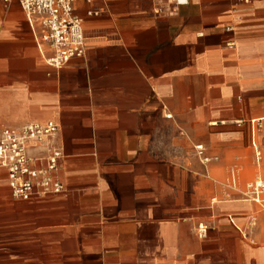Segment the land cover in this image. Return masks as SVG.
I'll list each match as a JSON object with an SVG mask.
<instances>
[{
	"label": "crops",
	"instance_id": "obj_1",
	"mask_svg": "<svg viewBox=\"0 0 264 264\" xmlns=\"http://www.w3.org/2000/svg\"><path fill=\"white\" fill-rule=\"evenodd\" d=\"M74 8L85 55L56 69L37 20L0 0V132L55 122L64 187L18 199L0 168V264H264V211L242 193L264 179L247 123L264 120V0Z\"/></svg>",
	"mask_w": 264,
	"mask_h": 264
},
{
	"label": "built area",
	"instance_id": "obj_2",
	"mask_svg": "<svg viewBox=\"0 0 264 264\" xmlns=\"http://www.w3.org/2000/svg\"><path fill=\"white\" fill-rule=\"evenodd\" d=\"M8 2L9 0H4ZM75 0H18L26 18L31 23L37 20L40 26L39 41L50 49L47 63L60 69L72 58L85 55V35L82 18L75 12ZM90 2L91 0H84ZM183 4L187 0H174ZM90 14H97L88 11ZM251 140L264 127V120L247 121ZM58 125L53 121L45 123L26 122L17 127H5L0 132V168L7 174L8 187L15 198L27 200L44 194H57L63 191L62 182L57 177L63 158L62 150L54 144L53 138ZM202 162L209 158L203 154V147H194ZM35 151L43 152L40 155ZM259 160L260 152H256ZM230 188L236 189L235 174H230ZM243 196L264 211V179L255 178L245 184ZM251 218L250 223L254 221ZM196 232L200 238L206 237L207 227L198 223Z\"/></svg>",
	"mask_w": 264,
	"mask_h": 264
},
{
	"label": "rangeland",
	"instance_id": "obj_3",
	"mask_svg": "<svg viewBox=\"0 0 264 264\" xmlns=\"http://www.w3.org/2000/svg\"><path fill=\"white\" fill-rule=\"evenodd\" d=\"M257 139H258V143L261 144V149L264 148V146H262V145H264V139H262L261 133H259ZM247 144L249 145L250 152H249V154L247 153L245 155H242L241 158H244L246 162H249L252 165L253 168L251 169V171L247 170V175H246V179L245 180L252 179V178H254V176L256 174H258L257 167H256V158L254 157V150H253V148H252L250 143H247ZM259 170L261 172L260 174L264 175V169H262V167H259Z\"/></svg>",
	"mask_w": 264,
	"mask_h": 264
},
{
	"label": "bare ground",
	"instance_id": "obj_4",
	"mask_svg": "<svg viewBox=\"0 0 264 264\" xmlns=\"http://www.w3.org/2000/svg\"><path fill=\"white\" fill-rule=\"evenodd\" d=\"M256 157V156H255Z\"/></svg>",
	"mask_w": 264,
	"mask_h": 264
}]
</instances>
